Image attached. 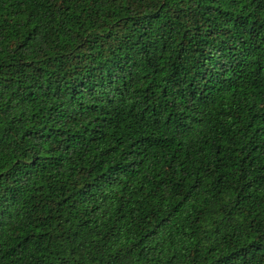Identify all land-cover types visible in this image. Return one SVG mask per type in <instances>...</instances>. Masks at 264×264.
I'll use <instances>...</instances> for the list:
<instances>
[{
	"label": "trees",
	"instance_id": "trees-1",
	"mask_svg": "<svg viewBox=\"0 0 264 264\" xmlns=\"http://www.w3.org/2000/svg\"><path fill=\"white\" fill-rule=\"evenodd\" d=\"M0 264H264V0H0Z\"/></svg>",
	"mask_w": 264,
	"mask_h": 264
}]
</instances>
